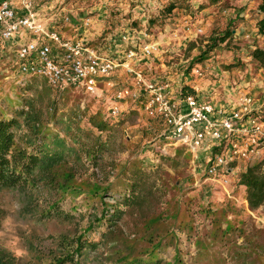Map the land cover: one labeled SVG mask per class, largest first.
Returning <instances> with one entry per match:
<instances>
[{
    "label": "rangeland",
    "instance_id": "1",
    "mask_svg": "<svg viewBox=\"0 0 264 264\" xmlns=\"http://www.w3.org/2000/svg\"><path fill=\"white\" fill-rule=\"evenodd\" d=\"M100 1L105 3L106 10L98 16L101 12L92 9ZM118 1L125 3L124 9L116 5ZM171 1L34 0L40 23L49 28L56 26L66 38L83 34L100 52L123 49L120 35L125 31H146L149 39L145 42L156 43L160 49L155 56L140 61L139 69L146 78L178 81L182 73L186 76L199 66L207 69L201 78L202 84L205 81L203 85L211 87L210 83L217 81L222 83L217 90H222L234 86L235 81L238 84L246 75L255 77L258 67L250 52L255 46L264 47V38L257 37L250 28L251 23L247 22L256 19L254 8L248 10L242 0H178L182 8L168 14L164 11ZM65 16L69 17L68 24L62 22ZM85 18L90 19L86 28L80 25ZM242 27L247 30L241 31ZM197 29L202 32L198 33ZM225 29H232L233 33L228 42L219 44L203 60L196 61L208 37ZM7 47L8 43L0 42V116L10 117L13 110L24 108L23 96L35 94L25 90L26 82L36 79L37 91H41L44 79H21L14 66V54L6 51ZM125 78L119 75L115 80L122 85ZM109 93L107 88L101 97L72 89L52 90L44 99L43 111L50 106L53 108L56 101L55 115L51 117L53 111L48 109L49 118L43 123L42 133L47 134L44 149L64 152L70 163L76 160L72 148L78 144L66 132L67 117L76 122L70 126L71 134L94 133L106 140L107 146L97 164L82 154L80 159L87 169L78 171L71 186L57 194L42 187L1 192L0 206L6 214L0 222V258L14 259V264H51L53 252L59 255L66 247L61 238L75 239L88 225V214L94 209L100 214L103 205L92 191L99 186L119 187L124 170L140 166L154 171L153 180L160 198L153 199L142 214L125 215L118 220L123 245L133 246L135 254L143 259H154L158 255L165 261L180 259L179 264H264V206L249 209L245 189L238 184L239 174L247 164L238 162V171L229 176L227 183L207 178L203 175L206 162L194 159L187 147L165 141L161 136V123L132 107L110 121L107 131L98 134L90 126L88 116L98 112L100 119L106 120ZM200 96L206 99L209 94ZM54 137L64 141V146L54 142ZM40 143L38 139L37 144ZM117 199L116 193L113 197H102V201L109 204ZM55 200L64 212L77 217L74 222L42 216V210ZM166 215H171V219H166ZM106 223L104 220L92 232H87L86 237L99 240ZM154 226L165 230L163 234L173 236L169 234L156 254L147 257L145 243L139 238ZM121 248L120 245L114 248L110 243L98 245L84 250L81 259H86L85 264H99L100 259L109 264L107 259H116Z\"/></svg>",
    "mask_w": 264,
    "mask_h": 264
},
{
    "label": "built area",
    "instance_id": "2",
    "mask_svg": "<svg viewBox=\"0 0 264 264\" xmlns=\"http://www.w3.org/2000/svg\"><path fill=\"white\" fill-rule=\"evenodd\" d=\"M62 22L68 24L69 17ZM89 23L85 18L80 25ZM147 39L146 31L131 29L120 35L123 49L100 52L83 34L66 38L56 26L40 23L34 0H0V42L8 43L6 51L14 54L21 79L39 77L58 92L72 89L98 97L107 88L111 97L106 120L131 107L157 119L162 138L206 162L203 175L213 180L227 183L238 162L251 165L264 158V96L254 97L245 90L247 84L239 83L233 86L234 100L218 104L170 78H146L139 69L141 59L160 52ZM206 70L194 67L191 75L201 79ZM119 75L126 76L122 85L115 80Z\"/></svg>",
    "mask_w": 264,
    "mask_h": 264
},
{
    "label": "trees",
    "instance_id": "3",
    "mask_svg": "<svg viewBox=\"0 0 264 264\" xmlns=\"http://www.w3.org/2000/svg\"><path fill=\"white\" fill-rule=\"evenodd\" d=\"M179 1L172 0L165 7L164 12L169 14L175 8H182ZM257 9L262 14L261 18L256 22L257 34L264 38V0L258 1ZM232 36V29H225L215 35L211 34L205 43V49L200 53L196 61L203 60L209 52L213 51L219 44L229 40ZM250 56L258 68H264V47L255 46L251 50ZM36 82V79L34 81L30 79L25 84V90L29 89L35 94H27L22 97L24 108L13 110V115L10 117L0 116V194L2 191L36 190L38 187L57 194L58 191H63L71 186L70 182L74 180L78 171L87 169L85 164L81 162L82 154L86 156L88 161L97 164V160H101V153L107 146V141L101 139L99 135H94V133L89 132L81 136L71 134L69 132L70 126L76 124V122L71 117H67L69 125L66 127V132L69 133L72 141L78 144L77 147L72 148L76 160L70 163L69 156L64 155V152L44 149V140L47 134L42 133L43 123L49 118L46 115L49 112L48 109L53 111L51 117L55 115L56 101H53V108L50 106L43 111L42 103L53 89L44 80L42 90L37 91ZM185 89L191 92L187 88ZM88 122L93 129L98 131V134L107 131L110 128L109 125H111L108 120L100 119L98 112L90 114ZM22 129L25 131L21 134ZM85 137L86 140H84ZM38 139L41 140L40 144H37ZM53 141L63 146L65 144L64 141L57 137H54ZM152 173L154 171L134 166L129 170L128 168L124 170L118 183L119 187L113 189L111 185H107L94 189L92 194L98 195L101 205H103L100 214L97 215L95 209L89 213L88 225L83 233L75 239L70 241L69 237L63 236L61 238L66 247L62 249L63 251L59 255L53 252L51 264H85L86 259H81L84 250L94 249L98 245H107L109 243L113 244L114 248L117 245L122 246L119 253H116V259H107L109 264H179L180 259L176 258L173 261H165L159 258L158 255L154 259L148 257V255L156 254V251L161 247L163 239L167 238L169 234L173 236L172 233L163 234L165 230H158L156 226L139 238L143 244L145 243L147 248L145 255L148 259L137 256L133 246L127 247L121 242L122 232L120 231L121 227L118 220L125 215L142 214L146 206L152 205L151 201L153 199L160 198V195H157L158 189L155 186ZM238 184L245 189V200L249 209L254 210L264 206V158L246 166L239 174ZM115 193L119 195V199L114 204L102 201L103 195L113 197ZM109 207H111L110 210ZM5 214V210L0 206V222ZM41 214L45 218H54L66 223H72L77 218L72 213L64 212L59 207L58 200L49 202ZM166 219H171V215H166ZM104 220L107 222L106 230L101 233L100 239L94 241L92 238H87L86 233L92 232ZM103 261L104 259H100L99 264H104ZM0 264H14V259L2 256Z\"/></svg>",
    "mask_w": 264,
    "mask_h": 264
},
{
    "label": "crops",
    "instance_id": "4",
    "mask_svg": "<svg viewBox=\"0 0 264 264\" xmlns=\"http://www.w3.org/2000/svg\"><path fill=\"white\" fill-rule=\"evenodd\" d=\"M202 1L206 2V0H202ZM258 1L259 0H242V2H243L242 4H245L246 8L248 10L251 8L255 9L254 13L256 15V19H254V20L248 19L247 22L251 23L250 28L252 29L253 33H256L257 37H260L257 34V29H256V22L262 16V14L257 9ZM191 2H196V1L192 0ZM116 5H118L119 7L121 6L122 9L125 8V6H124L125 3H121V1L118 4L116 3ZM92 10H97L98 12L100 11L101 13H98L97 15L98 16L102 15V13L105 12V10H106L105 9V3L100 1L97 4H94V8ZM54 13H52V14H54ZM59 14H61L60 11H59ZM246 16H248V15H246ZM247 27H249V26H247ZM247 27L246 28L242 27L241 31L244 32L245 30H247ZM241 31L239 28V31H238L239 34ZM184 74L185 73H182V75L178 81H176V80H174V81L178 82V85H180V86L185 85L184 87H187V89L190 90L191 93H196L198 95H203L205 93H208L209 94L208 98H211L215 103H218V104H226V102L230 103L231 101L234 100L233 86H230L229 88L223 87L224 89H222V90L218 89L217 90V88H219L222 85V83L214 81V83H210L211 87H205L203 85V84H205V81H203V84H202V79L192 77L191 73H186V76ZM188 76H191V77H188ZM239 80L240 81H238V82L240 84H242V85L247 84V86L246 85L244 86L245 90L252 93L254 95V97H256V94H260L259 97L264 96V95H262V92H264V68H258V70L255 73V77H253L252 75L251 76L246 75L245 77H243ZM236 83H237V81H235L233 83V85H235ZM255 89H259V90L256 91Z\"/></svg>",
    "mask_w": 264,
    "mask_h": 264
}]
</instances>
